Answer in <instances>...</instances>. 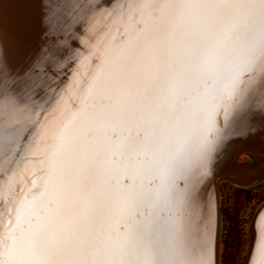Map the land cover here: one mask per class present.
Segmentation results:
<instances>
[{
	"label": "snow or ice",
	"instance_id": "6c2138e0",
	"mask_svg": "<svg viewBox=\"0 0 264 264\" xmlns=\"http://www.w3.org/2000/svg\"><path fill=\"white\" fill-rule=\"evenodd\" d=\"M241 139L264 145V0H0V264H219ZM244 224L264 264V202Z\"/></svg>",
	"mask_w": 264,
	"mask_h": 264
},
{
	"label": "rangeland",
	"instance_id": "374dc122",
	"mask_svg": "<svg viewBox=\"0 0 264 264\" xmlns=\"http://www.w3.org/2000/svg\"><path fill=\"white\" fill-rule=\"evenodd\" d=\"M242 163L250 156L243 154ZM221 191L220 243L222 264H245L248 236L244 220L246 214L264 202V180L249 187H239L221 176L218 179Z\"/></svg>",
	"mask_w": 264,
	"mask_h": 264
},
{
	"label": "bare ground",
	"instance_id": "6f19581e",
	"mask_svg": "<svg viewBox=\"0 0 264 264\" xmlns=\"http://www.w3.org/2000/svg\"><path fill=\"white\" fill-rule=\"evenodd\" d=\"M33 30L30 33L26 34H15L14 35L23 41H30L35 39L36 35V21L33 17L32 19ZM259 143V144H257ZM254 144L253 149H255L256 153L247 154L245 152L240 153L243 149L250 147V145ZM258 150V151H257ZM264 152V145L257 140L254 143V140H237L233 143L229 150V154L225 161L223 162V172L226 170L227 164L230 163L231 159L234 158L236 155L240 153V155L232 162L231 167L229 166V174L225 175L223 173V177L230 180L231 184L239 186V187H249L256 185L258 182L264 180V172H262V167H264V160H261V153ZM243 154H247L250 156V159L247 163H242L241 159ZM233 155V156H232ZM255 157V159H253ZM221 165V166H222ZM215 190L219 198V208H220V215H221V191H220V182L216 181ZM218 261L219 264H222V244L219 243V250H218Z\"/></svg>",
	"mask_w": 264,
	"mask_h": 264
},
{
	"label": "water",
	"instance_id": "95a60500",
	"mask_svg": "<svg viewBox=\"0 0 264 264\" xmlns=\"http://www.w3.org/2000/svg\"><path fill=\"white\" fill-rule=\"evenodd\" d=\"M257 142V140H254V143H256ZM257 144H259V143H257ZM253 147H254V144H252V145H250V147H248V148H246V149H243L242 151H240V153H242V152H245V153H247V154H253V153H256V151H255V149H253ZM258 151V150H257ZM240 153L238 154V155H236L234 158H232L231 159V161H230V163H228L227 165V167H226V170H224V172H223V166L224 165H222V166H220V168H219V170H218V172H217V176H216V178H215V181H214V185L216 186V181L219 179V178H221V176H223V173H225V175H228L229 174V166L231 167V165L230 164H232V162L240 155ZM233 156V155H232ZM223 164V163H222ZM216 191V190H215Z\"/></svg>",
	"mask_w": 264,
	"mask_h": 264
}]
</instances>
